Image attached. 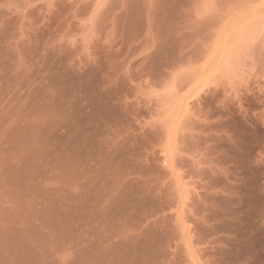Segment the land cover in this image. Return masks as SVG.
<instances>
[{"label":"rangeland","instance_id":"rangeland-1","mask_svg":"<svg viewBox=\"0 0 264 264\" xmlns=\"http://www.w3.org/2000/svg\"><path fill=\"white\" fill-rule=\"evenodd\" d=\"M0 264H264V0H0Z\"/></svg>","mask_w":264,"mask_h":264}]
</instances>
